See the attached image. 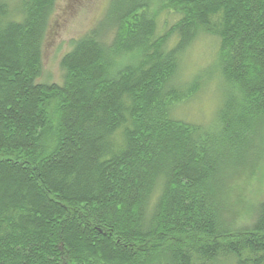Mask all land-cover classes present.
I'll return each instance as SVG.
<instances>
[{
	"label": "trees",
	"instance_id": "1",
	"mask_svg": "<svg viewBox=\"0 0 264 264\" xmlns=\"http://www.w3.org/2000/svg\"><path fill=\"white\" fill-rule=\"evenodd\" d=\"M54 2L0 0V264H264V201L234 231L222 199L264 129V0H113L63 84L38 82ZM204 36L211 124L176 112L215 84L176 79Z\"/></svg>",
	"mask_w": 264,
	"mask_h": 264
},
{
	"label": "rangeland",
	"instance_id": "2",
	"mask_svg": "<svg viewBox=\"0 0 264 264\" xmlns=\"http://www.w3.org/2000/svg\"><path fill=\"white\" fill-rule=\"evenodd\" d=\"M6 1L13 16L19 17L18 10L23 0ZM111 1L55 0L43 42V69L38 82L63 84V57L73 49L76 40L88 34L108 15ZM153 7L155 9L157 6ZM160 9L158 33H162L164 27L171 26L177 18L170 9ZM218 49L217 39L204 36L196 40L181 58L176 78L179 85L196 78L201 81L204 75L205 83L211 80L215 83L206 84L194 97L177 107V114L187 121L211 124L217 119L224 96L223 86L215 81L218 65L216 67L214 64L220 60ZM211 76L214 77L210 79ZM262 132L253 155L230 173L223 191L228 226L234 231L251 228L257 217L256 205L264 201V129Z\"/></svg>",
	"mask_w": 264,
	"mask_h": 264
}]
</instances>
